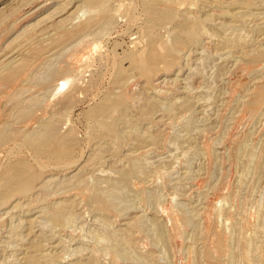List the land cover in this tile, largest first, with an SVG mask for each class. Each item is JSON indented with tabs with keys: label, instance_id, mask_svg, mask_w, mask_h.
Wrapping results in <instances>:
<instances>
[{
	"label": "rangeland",
	"instance_id": "rangeland-1",
	"mask_svg": "<svg viewBox=\"0 0 264 264\" xmlns=\"http://www.w3.org/2000/svg\"><path fill=\"white\" fill-rule=\"evenodd\" d=\"M0 264H264V0H0Z\"/></svg>",
	"mask_w": 264,
	"mask_h": 264
},
{
	"label": "bare ground",
	"instance_id": "bare-ground-1",
	"mask_svg": "<svg viewBox=\"0 0 264 264\" xmlns=\"http://www.w3.org/2000/svg\"><path fill=\"white\" fill-rule=\"evenodd\" d=\"M92 0H90V2H91ZM243 37V36H242ZM238 38H240V37H238ZM67 147V146H66ZM62 149V148H61ZM53 150H55V149H53ZM53 152V151H52ZM51 152V153H52ZM70 152V151H69ZM62 156H67V153H63V154H61ZM69 156V155H68ZM26 162V161H25ZM14 168V167H13ZM12 168V169H13ZM16 168V167H15ZM12 171V170H11ZM10 173V172H9ZM13 173V172H12ZM15 173V172H14ZM12 177H14V175H12ZM67 216V215H66ZM64 218V217H63ZM192 223V222H191ZM196 224V223H195ZM192 225V224H191Z\"/></svg>",
	"mask_w": 264,
	"mask_h": 264
}]
</instances>
